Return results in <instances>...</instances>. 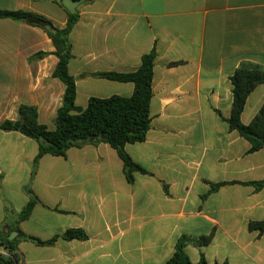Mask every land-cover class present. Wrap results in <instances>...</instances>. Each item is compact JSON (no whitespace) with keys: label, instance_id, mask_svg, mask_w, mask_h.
I'll return each instance as SVG.
<instances>
[{"label":"crops","instance_id":"crops-1","mask_svg":"<svg viewBox=\"0 0 264 264\" xmlns=\"http://www.w3.org/2000/svg\"><path fill=\"white\" fill-rule=\"evenodd\" d=\"M0 11L35 13L57 29L69 19L61 0H0ZM78 13L69 63L78 107L132 96L133 83L97 74L136 71L156 51L151 127L143 142L125 146L146 173L130 182L114 148L83 144L66 157L43 156L33 175L39 143L0 128V235L19 241L20 263L166 264L181 237L211 236L186 247L193 264L202 256L207 264H264V232L250 229L264 221V185H256L264 146L251 152L228 122L235 71L264 70V0H91ZM55 51L43 27L0 17V125L32 106L40 124L55 128L66 91L54 76ZM263 104L264 83L249 95L242 123ZM28 189L40 203L15 230ZM68 230L87 237L66 240Z\"/></svg>","mask_w":264,"mask_h":264},{"label":"trees","instance_id":"trees-1","mask_svg":"<svg viewBox=\"0 0 264 264\" xmlns=\"http://www.w3.org/2000/svg\"><path fill=\"white\" fill-rule=\"evenodd\" d=\"M91 1V0H89ZM60 4V2H59ZM0 17L17 21L40 25L42 21H48L45 17L31 12H1ZM79 13L70 14L67 25L63 29H57L56 34H50V38L56 47L55 55L59 63L54 76L60 79L66 86L62 106L58 109L55 118V128L49 129L39 123L38 110L32 106H21L19 119L16 121H4L0 128L5 131H16L36 140L39 143V153L34 161L33 175L41 158L45 155L66 157L67 152L74 147L83 144L98 146L108 144L114 148L124 164L127 179L133 181V172L146 173L127 154L125 146L143 142L151 127L150 102L152 97L153 69L156 51L142 57L139 69L129 73H99L112 81L133 83L134 92L130 97L111 96L109 98L90 99L86 108L76 105V79L69 72V63L73 58L70 34L79 21ZM42 27V26H41ZM45 53H40L42 57ZM233 103L231 116L228 119L230 128L237 131L242 137L251 143V152H256L264 146V104L251 123L245 125L241 121V115L245 109L249 95L255 88L264 83V70L251 64L242 65L231 77ZM258 187L264 182L256 183ZM30 201L18 214L15 230L18 224L27 220L35 205L40 200L28 189ZM250 229L264 232V221L250 224ZM66 240L85 239L87 235L82 230H68L62 236ZM22 238L36 242L39 245H52L56 239L42 242L36 238L23 235ZM211 236L181 237L175 247L173 256L166 264H193L186 252L190 244L205 246L211 242ZM18 240L10 241L6 236L0 235V244L4 252H0V264H21L18 254ZM197 264H207L204 256ZM216 264H228L216 263Z\"/></svg>","mask_w":264,"mask_h":264},{"label":"water","instance_id":"water-1","mask_svg":"<svg viewBox=\"0 0 264 264\" xmlns=\"http://www.w3.org/2000/svg\"><path fill=\"white\" fill-rule=\"evenodd\" d=\"M89 0H61L62 6L70 14L78 13V8L88 2ZM40 25L50 34H56L57 28L49 21H42ZM10 240L13 239L12 235L9 237Z\"/></svg>","mask_w":264,"mask_h":264}]
</instances>
